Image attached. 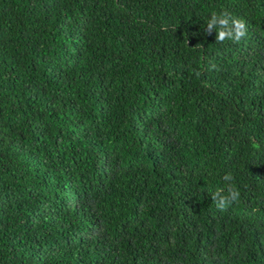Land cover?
I'll use <instances>...</instances> for the list:
<instances>
[{"label":"trees","instance_id":"1","mask_svg":"<svg viewBox=\"0 0 264 264\" xmlns=\"http://www.w3.org/2000/svg\"><path fill=\"white\" fill-rule=\"evenodd\" d=\"M0 264H264V0H0Z\"/></svg>","mask_w":264,"mask_h":264},{"label":"clouds","instance_id":"2","mask_svg":"<svg viewBox=\"0 0 264 264\" xmlns=\"http://www.w3.org/2000/svg\"><path fill=\"white\" fill-rule=\"evenodd\" d=\"M205 34L211 35L213 30L216 32V43H223L231 41L232 43H239L247 36L248 28L244 19L234 17L229 11L222 10L220 12H213L205 21ZM200 72H195L197 77ZM234 176L231 172L223 176L225 182L223 187L217 188L210 193L211 200L215 206L220 210L227 209L231 204L238 201L240 197L239 189L234 185Z\"/></svg>","mask_w":264,"mask_h":264}]
</instances>
